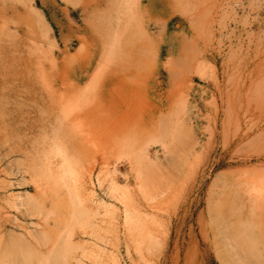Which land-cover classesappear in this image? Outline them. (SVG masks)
I'll list each match as a JSON object with an SVG mask.
<instances>
[{"label": "rangeland", "instance_id": "1", "mask_svg": "<svg viewBox=\"0 0 264 264\" xmlns=\"http://www.w3.org/2000/svg\"><path fill=\"white\" fill-rule=\"evenodd\" d=\"M0 261L264 264V0H0Z\"/></svg>", "mask_w": 264, "mask_h": 264}, {"label": "bare ground", "instance_id": "2", "mask_svg": "<svg viewBox=\"0 0 264 264\" xmlns=\"http://www.w3.org/2000/svg\"><path fill=\"white\" fill-rule=\"evenodd\" d=\"M151 115H153V114H150V115H149V117H148V122H149V123H148V124H150V125L153 126L154 117L151 118V117H150ZM127 140H128V139H127ZM65 165H66V164H65ZM65 172H66V171H65ZM90 181H91V180H90ZM90 183L92 184V182H90ZM101 186H102V185H101ZM92 187H93V186H92ZM252 188H253V187H252ZM250 189H251V188H250ZM93 191H94V190H93ZM93 191H92V192H93ZM88 192H89V191H88ZM251 192H252V191H251ZM253 192H254V191H253ZM248 193H249V192H248ZM90 194H91V192H90ZM253 205H254V203H253ZM252 208H254V206H253ZM252 208H250V209H251V212H249V213H252ZM252 214H253V213H252ZM252 214H251V215H252ZM221 219H224V218L222 217ZM223 221H225V220H223ZM246 221H247V220H246ZM239 223H240V222H239ZM245 223H246V222H245ZM245 223H244V224H245ZM248 224H249V223H248ZM248 224H247V225H248ZM251 224H252V223H251ZM238 225H239V224H238ZM240 225H241V223H240ZM244 226H245V225H244ZM240 227H241V226H240ZM237 229H238V227H237ZM233 234H234V233H233ZM232 236H233V235H232ZM12 237H13V236H12ZM15 237H16V236H15ZM228 238H229V237H228ZM233 238H234V237H233ZM235 238L238 240V242H239L240 244H241L244 240H246V241L248 242V240L250 239V238L248 237L247 233L245 232V230L242 229V228H241V229L239 228L238 231L235 230ZM235 238H234V239H235ZM252 238H253V237H252ZM242 240H243V241H242ZM255 240H256V239H255ZM9 241H10V240H9ZM17 241H18V240H17ZM21 241H22V240H21ZM230 241H234V240L231 239ZM249 242H250V241H249ZM233 243H234V242H233ZM16 244H17V243H16ZM226 244H227V243H226ZM246 244H247V243H246ZM249 245H250V244H249ZM234 246H235V245H234ZM236 246H237V244H236ZM236 246H235V247H236ZM241 247H242V246H241ZM252 247H253V246H251V248H252ZM248 248H250V247H248ZM248 248H246V250H247ZM10 249H11V248H10ZM231 249H232V248H231ZM234 249H235V248H234ZM252 249H254V248H252ZM252 249H251V251H252ZM246 250H245V251H246ZM248 251H249V250H248ZM254 252H255V251H254ZM254 252H253V254H255ZM8 253L11 254L12 252L9 251ZM13 253H14V252H13ZM247 253H248V252H246V254H247ZM14 254L16 255V253H14ZM18 254H19V253H18ZM18 254H17V256H19ZM238 254H239V253H238ZM3 255H4V254H3ZM15 255H14V256H15ZM248 255H249V253H248ZM4 256H5V255H4ZM11 256H12V255H11ZM20 256H21V255H20ZM5 257H6V256H5ZM8 258H9V257H8ZM10 258H11V257H10ZM41 258H42V257H41ZM45 258H46V257H45ZM27 259L29 260V258H27ZM1 260L3 261V259H1ZM38 260H39V259H38ZM46 260H47V259H46ZM14 261H15V260H14ZM0 262H1V261H0ZM9 262H10V261H9ZM29 262H30V261H29ZM39 262H40V261H39ZM3 263H4V262H3ZM3 263H1V264H3ZM11 263H12V262H11ZM33 263H34V262H33ZM35 263H37V262H35ZM40 263H41V262H40ZM46 263H48V262H46ZM46 263H45V264H46ZM50 263H51V262H50ZM13 264H14V263H13Z\"/></svg>", "mask_w": 264, "mask_h": 264}]
</instances>
